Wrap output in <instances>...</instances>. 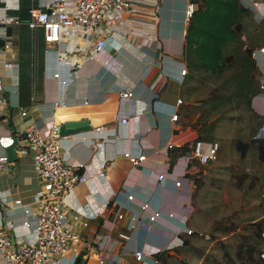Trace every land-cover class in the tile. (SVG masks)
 <instances>
[{"label":"crops","instance_id":"crops-1","mask_svg":"<svg viewBox=\"0 0 264 264\" xmlns=\"http://www.w3.org/2000/svg\"><path fill=\"white\" fill-rule=\"evenodd\" d=\"M131 1L130 9L106 11L95 37L81 29H65L62 42L49 46L63 59L59 63L46 56L44 31L26 25L30 9L45 10L49 0H0V17L5 13L24 22L9 27L7 38L0 29V95L8 102L0 117V138L23 136L33 124L45 132L52 121L60 127L69 122L91 127L62 137L68 164L87 165L82 172L90 176L88 183L75 187L65 204L73 229L88 244L108 231L102 222L116 220L118 212L125 214L126 220L117 221L114 233L127 231L131 239L118 240L108 264H137L136 250L165 255L184 247L189 237L194 243L204 234L206 241L220 234L232 262L264 264L260 257L264 159L258 144L251 143L264 139V54L259 52L264 41L241 35L238 42L228 44L224 58L229 62L238 58L235 77L239 81L229 86L204 85L193 74L200 68L189 63L185 1ZM240 1L246 9L243 27L253 22L264 33V0H258L257 8L248 0ZM67 2L74 12L77 0ZM97 39H104L106 46L97 61H90ZM8 41L11 47L5 50ZM184 68L186 76L181 74ZM58 72L62 79L53 78ZM203 74L215 76L205 70ZM123 89L133 90L134 97L122 99ZM179 99L183 104H177ZM56 102L63 104L56 106ZM176 113L179 118L173 121ZM124 118L128 122L121 124ZM100 127L106 129L98 131ZM196 140L217 143V159L207 165L193 161L189 175L176 188L177 175L185 167L182 158ZM242 142L250 144L244 155L238 148ZM10 147L15 148L17 160L8 161V169L0 171V227L18 246L37 239L35 201L42 180L26 142ZM6 149L0 144V156L7 157ZM127 153L145 160L133 166ZM103 165L106 175L100 177ZM162 174L165 179L160 181ZM148 201L150 208L142 212L141 204ZM125 204L129 207H122ZM26 209H31L30 215ZM138 212L142 217L128 231L129 219ZM75 213L81 215L79 223L72 221ZM88 217L89 227L83 228L81 222ZM186 229L192 235L187 236ZM73 254L65 264L73 263ZM0 264H5L3 252ZM87 264H98L95 253Z\"/></svg>","mask_w":264,"mask_h":264},{"label":"built area","instance_id":"built-area-1","mask_svg":"<svg viewBox=\"0 0 264 264\" xmlns=\"http://www.w3.org/2000/svg\"><path fill=\"white\" fill-rule=\"evenodd\" d=\"M187 9V20L193 17L198 7V0H184ZM251 6L257 8L260 4L258 0H248ZM132 7L131 0H77L76 10L71 12L68 8L67 0H49L45 10L31 8L29 11L30 19L26 21V25L31 29L41 28L44 31V40L47 45L45 50L47 57H55L59 63L63 59L59 56L58 51L49 48L51 45L60 44L62 42V32L65 29L76 28L95 37V31L103 24L105 20V12L108 10L123 11ZM7 8H5V11ZM19 19H15L5 14L0 17V29L3 30V38H7L8 28L13 25H21ZM106 41L104 39H97L94 50L89 56L90 61H97L101 53L104 51ZM11 44L6 43L4 49L8 50ZM260 54H264V46L259 49ZM11 68V64L5 65ZM182 76L188 74V70L184 68L181 72ZM53 78L62 79L61 74L53 73ZM63 84L67 81L63 79ZM264 90V86L261 87ZM122 99H130L134 97V91L131 89H123L119 92ZM63 103L56 102L59 106ZM178 105L183 104V100L177 101ZM7 99L0 95V117L7 109ZM23 116L27 113L23 112ZM179 114L176 113L173 121H177ZM127 118L122 119L121 124H126ZM106 127L98 128L102 131ZM63 138L60 134V125L55 122L48 124L46 131H42L37 124H33L25 130L23 136L0 138V144L4 148H8L21 141L26 142L29 146V153L39 168V177L42 180L40 192L35 201L39 212L36 213L37 223V239L33 243H26L16 246L10 233L0 227V252H3L5 264H65L68 255L73 252V263L80 259V264H87L90 259V254L95 253L98 264H108L112 258V254L117 245L118 240L129 241L130 234L127 231L114 230L117 226V221H125V214L118 212L116 220L102 222L108 231L105 234L95 235L94 241L90 244L84 241L82 236L73 229L72 223L67 217V207L65 200L67 196L79 184L88 183L90 176L82 172V169L87 168L85 164L71 165L68 164L64 157L63 148L61 145ZM219 145L204 140H196L192 146L191 152L183 157L185 160L184 170L179 173L178 180L175 181L176 188L182 186V180L189 175V166L193 161H199L203 165L217 159ZM129 158L133 166H138L145 160V156L134 157L129 153L125 154ZM102 166V170L98 172V176L105 177L106 173ZM172 166L170 167V169ZM8 169V159L5 156H0V171ZM165 175L159 176V180L163 181ZM131 202L133 199L131 195L127 197ZM121 202L117 200L116 203ZM16 204L21 205L22 201L17 200ZM121 206V205H120ZM150 202L141 204V211H147L150 208ZM122 207H129L122 205ZM106 208V207H105ZM103 208V210L105 209ZM31 209H26V214L30 215ZM142 217L138 212L132 215L127 224V230L130 231L136 226L138 219ZM170 217H174L171 213ZM155 216H150V221H155ZM87 221L81 222L83 228L89 227V217ZM187 220V218H186ZM74 223L81 221V215L75 213L72 217ZM25 226L30 227L29 222L24 223ZM187 236L192 235L193 231L186 229ZM180 245H183V240L177 238ZM174 248V246L169 249ZM159 254V253H158ZM155 255H147L143 250H136L133 256L137 264H163L160 258ZM264 261V252L260 255Z\"/></svg>","mask_w":264,"mask_h":264},{"label":"trees","instance_id":"trees-1","mask_svg":"<svg viewBox=\"0 0 264 264\" xmlns=\"http://www.w3.org/2000/svg\"><path fill=\"white\" fill-rule=\"evenodd\" d=\"M245 13L240 0H198L186 35L189 63L194 69L224 72V49L239 41ZM156 257L164 261L163 254Z\"/></svg>","mask_w":264,"mask_h":264},{"label":"rangeland","instance_id":"rangeland-1","mask_svg":"<svg viewBox=\"0 0 264 264\" xmlns=\"http://www.w3.org/2000/svg\"><path fill=\"white\" fill-rule=\"evenodd\" d=\"M248 25L244 27V33L247 37H250L255 42L258 41L262 43L264 41V33L261 28H256L253 22L247 23ZM226 61V66L224 72L213 73L214 77H205L203 74L204 70L200 69L198 74L194 72L199 78V81L204 85L206 83H214L216 86H229L236 83L238 78L237 75V59L233 62H229L228 58ZM231 63V65H230ZM239 81V80H238ZM218 97L223 96V94L216 95ZM228 101L231 99L227 95ZM220 234L211 235V239L206 241V234L199 236V240L193 241L189 237L187 244L184 247L170 251L164 255L162 261L163 264H236L232 262V255L227 252L228 245L222 241ZM199 243V244H198ZM198 248V249H197ZM198 250V252H196Z\"/></svg>","mask_w":264,"mask_h":264},{"label":"water","instance_id":"water-1","mask_svg":"<svg viewBox=\"0 0 264 264\" xmlns=\"http://www.w3.org/2000/svg\"><path fill=\"white\" fill-rule=\"evenodd\" d=\"M91 127L89 125H86V122H69L67 124H64L60 127V134L62 137L69 136V135H76L81 132H85L90 130ZM253 144H258L261 159H264V139L255 138L252 140ZM250 144L249 143H239V150L243 153V155L246 153V149L248 148ZM7 152V159L8 161H15L17 160V155L15 152L14 147H10L6 149ZM75 264H80V259H77Z\"/></svg>","mask_w":264,"mask_h":264}]
</instances>
